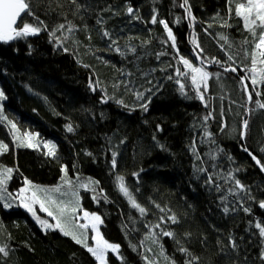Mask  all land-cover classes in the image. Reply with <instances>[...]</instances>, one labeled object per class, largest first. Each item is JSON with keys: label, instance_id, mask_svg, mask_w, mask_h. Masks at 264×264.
Listing matches in <instances>:
<instances>
[{"label": "trees", "instance_id": "16d2710c", "mask_svg": "<svg viewBox=\"0 0 264 264\" xmlns=\"http://www.w3.org/2000/svg\"><path fill=\"white\" fill-rule=\"evenodd\" d=\"M27 2L33 15L22 21L40 32L0 43L3 115L19 135L35 137L34 147L17 146L16 131L0 121V144L8 145L0 152V169H13L8 190L15 194L25 179L36 186L93 180L89 191H81V208L99 215L103 238L119 246L116 254H107L108 264H264V238L254 227L264 225L259 207L264 173L248 155L264 164V109L257 105L264 103V85L249 102L241 80L250 76L246 53L253 40L235 15L243 0L231 6L227 0H188L192 23L183 0ZM161 20L185 58L200 66L195 40L209 61L216 58L237 72L209 62L206 70L219 75L209 80L204 101L190 82L187 95L181 94L168 77L175 76L176 67L186 69ZM60 25L64 28L58 31ZM245 82L251 91L250 80ZM46 142L56 145L55 157L46 154ZM118 176L144 214L120 191ZM235 180L247 193L235 188ZM5 203L0 200V247L7 255L0 253V264H100L71 236L45 230L20 206ZM173 216L175 223L169 219ZM87 235L92 246L91 232Z\"/></svg>", "mask_w": 264, "mask_h": 264}, {"label": "snow or ice", "instance_id": "6c2138e0", "mask_svg": "<svg viewBox=\"0 0 264 264\" xmlns=\"http://www.w3.org/2000/svg\"><path fill=\"white\" fill-rule=\"evenodd\" d=\"M76 0H73V3H75ZM227 3L231 6L233 3V0H227ZM181 7L184 8L185 12L187 13V16L189 17V22L192 23L195 20V17L192 15L191 8L188 4V0H183ZM128 14L131 16L134 14L133 8L129 7L127 9ZM229 12H231V7H229ZM22 13H27L28 15H33L31 12L30 4L27 2V0H0V41L3 42H9L11 40L17 39V38H24L31 35H36L40 32V28L37 26H34L30 23L23 22L20 18ZM235 15L237 17H240L243 21V28L246 29L249 34L252 37L253 40V47L251 53H246V55H250V61H251V67L248 68V72L250 73V76H246L241 80V86L242 88L247 92V99L249 102L252 101L253 94L256 96L261 95L260 91L257 90L258 85H264V0H243V2H240L236 4L235 7ZM20 21L21 26L18 28L16 25ZM100 21H98L99 23ZM151 23L155 24L157 23L156 16L153 15L151 19ZM160 23L163 25V28L165 29L167 33L168 39L171 41V46L176 49V55L179 59V63L183 65V68L186 69V71H182L180 67L175 68V76L170 75L168 79H175V82L179 86V90L181 94L187 95L185 92L186 85L190 82L192 91H194L197 94V98L201 101H204L205 94L208 90V82L210 79L213 78V75H216L218 78L219 74H213L206 70L204 65L211 62L214 64H217L224 68L225 72L231 71L233 73L237 72V68L233 67L231 65L225 67L224 63L216 58H211L210 61L208 58L204 56V50L200 46L199 43H197L195 40L193 43L195 44V54L196 59L199 61V65L197 66L193 62H191L189 59L185 58L183 55L179 53V49L176 48V37L173 34L172 29L169 27L168 23L166 21L161 20ZM64 28V25H60L58 28L59 30H62ZM259 29V32L257 30ZM71 31V28L68 29ZM54 35V34H53ZM104 37H107L109 40H111V37L107 31L103 33ZM221 39H226L225 37H221ZM113 44L116 43V41H112ZM249 41L245 40L244 44H248ZM67 51V49H65ZM117 51L119 49L117 48ZM132 51H135V49H132ZM163 55V53H161ZM228 60L232 61V56H228ZM260 65L261 67H257V65ZM250 80L252 87V90L249 91V85L245 81ZM151 91V89H149ZM137 99H143L142 93H136ZM6 99L5 94L3 91H0V101H3ZM107 102V101H105ZM120 103H123L120 101ZM257 105L259 108L264 109V103L257 102ZM207 107V105H205ZM142 107L147 110V104H143ZM209 117H205V120H207ZM0 121H6L11 129H14L16 131V135L14 136V139L18 142L17 146H24V147H34L33 140L35 137L31 133H24L23 137L19 135V129H17L16 124L10 120H8V117L3 115V106L0 104ZM248 128V121L244 120L242 124V130H241V136L243 137L246 134V130ZM68 132H72L73 128L71 125L67 128ZM38 135V134H37ZM205 135H209L208 133H205ZM43 147L47 149V155L55 157V150L56 145L52 144L50 142L44 143ZM8 145L6 144H0V152L7 151ZM245 151L247 149L245 148ZM264 151V149H262ZM193 152H196L195 147H193ZM251 155V154H250ZM113 158L111 161L112 167L115 168L117 161L115 159L116 153L112 154ZM252 159L255 160L256 164L261 165L262 170H264V164H261L260 160H258L254 155L252 156ZM65 172V175L67 176V169H63ZM13 173L12 168H3L0 169V200H8V199H16L18 198L20 200V203L23 207L27 208L29 212L32 213V215L38 220L40 225L44 228H58L64 236H71V238L77 243L81 244L83 247L87 249L89 253H91L97 261L100 262V264H106V253L111 250L112 252H117L119 249L118 245L109 243L107 240L103 238L101 235L98 225L102 224L103 221L99 215L96 214H90L87 211L83 212V216L79 217V219L87 220V223H75V221L78 219L77 213L81 211L80 204H79V198L76 196V193L73 192L72 195L76 196L75 200H62L54 198L52 195H49V193H58L61 196L65 195L61 191L60 187L54 188V189H43L36 185H33L30 181L25 179V184L27 185L24 188H21L17 194H13L7 191V181L11 178V175ZM119 181V189L123 193L124 196L128 197L129 201L132 204L133 208H136L139 210L141 214L145 213V208L141 207L138 203H136L135 199L130 194L128 188L125 186L123 177H117ZM208 181L211 183L213 181V178L209 176ZM65 183L71 187V180H66ZM83 187H87V185H82ZM235 188L239 189L242 192L247 193V190L245 189L244 185L240 183L239 180H235ZM30 193V195H29ZM43 193V196L40 195ZM39 204L40 210L47 213L49 217H52L56 223L55 225L49 224L46 220L40 219L39 216L36 215V211L34 210V205ZM4 207H10V204L5 203ZM53 207L55 208V211H53ZM157 207H159L157 205ZM259 207L261 209H264V201L259 202ZM163 211V209H161ZM229 209L227 207L224 208V212H228ZM243 211L248 212V208H243ZM169 219L175 223L176 218L169 217ZM163 222V218H162ZM157 228L160 227V225H156ZM254 227L258 230V235L261 238H264V225H262L260 222L255 223ZM91 228V230L95 233L93 239L95 241V247L89 246L87 243L88 235L87 230ZM74 229H79V232L74 231ZM163 235L165 236H172L173 234L171 232H163ZM231 246L233 248H236L237 245L235 241H231ZM182 251L186 252V249H181ZM0 253L7 255V251L5 247H0ZM147 259V258H146ZM261 259H264V253L261 254ZM151 264V262H150ZM189 264H191V261H189Z\"/></svg>", "mask_w": 264, "mask_h": 264}, {"label": "rangeland", "instance_id": "374dc122", "mask_svg": "<svg viewBox=\"0 0 264 264\" xmlns=\"http://www.w3.org/2000/svg\"><path fill=\"white\" fill-rule=\"evenodd\" d=\"M257 67L259 68V67H261V66L258 64ZM36 137H37V136H36ZM37 139H39V138L37 137ZM37 139H36V140H37ZM39 144H40V140H37V145H36V146H39ZM34 145H35V144H34ZM10 180H11V179H8V181H7V185H8V183H9ZM70 180H71V184H72L71 187H69V186L65 183V181H64V182H60V184H59L58 186H39V185H38V187L43 188V189H54V188L60 187V188H61V191H62L63 193H65V195L61 196V195L58 194V193H49V195H52L54 198H57V199H62V200H75V199H76V196H78L81 211H79V212L77 213V217H78V219L75 221V223H87V222H88L87 220L79 219V217H82V216H83V212L86 211V210H83V208H81V200H82V197H81V191H84V192L89 191V189L91 188V187H90V184H91V182L94 183V181L91 180L90 183H87V182H85V181H83V180H81V181L74 180V179H70ZM82 185H87V187H83ZM26 186H27V185L24 184L21 188H24V187H26ZM21 188H20V189H21ZM20 189H19V190H20ZM19 190H17V191L15 192V194H17V193L19 192ZM7 191L10 192V193H12L11 191L8 190V188H7ZM73 192L76 193V196H73V195H72ZM29 195H30V193H29ZM40 195L43 196V193H41ZM9 200L12 202V204H11L10 206H15V207L20 206L22 209H24L25 211H27L28 213H30L31 216H32V218H33V220L36 221L37 224H38L39 226H41L40 223L38 222V220L32 215V213L29 212V211L27 210V208H25V207H23V206L21 205L20 200H19L18 198H16V199H9ZM4 201H5V200H4ZM5 202L8 203L7 200H6ZM33 207H34V210L36 211V215L39 216L40 219H42V220H46L49 224L55 225L56 221H55L52 217H49V216L47 215V213L41 211V210H40V206H39V204H35ZM53 211H55V208H54V207H53ZM87 212H88V211H87ZM88 213H89V212H88ZM90 214H91V213H90ZM93 214H94V213H93ZM101 225H102V224H99V225H98V228H99L100 233H101V228H100ZM41 227H42V226H41ZM42 228L45 229V230H51V229L59 230L58 228H55V227H53V228H44V227H42ZM74 231L77 232L78 229H74ZM87 231H90V232H91L90 237H91L92 242H93L92 247H95V241H94V239H93L95 233L91 230V228H89ZM101 235H102V234H101ZM118 250H119V249H118ZM110 252L113 253V254H116V253H117V252H112L111 250H109V251L106 253V256H107V254L110 253ZM105 258H106V257H105ZM99 263H100V262H99ZM106 264H108V263H107V260H106Z\"/></svg>", "mask_w": 264, "mask_h": 264}, {"label": "water", "instance_id": "95a60500", "mask_svg": "<svg viewBox=\"0 0 264 264\" xmlns=\"http://www.w3.org/2000/svg\"><path fill=\"white\" fill-rule=\"evenodd\" d=\"M27 13H22V15H21V20H23L22 18L26 15ZM187 16V15H186ZM188 17V16H187ZM19 24H20V21H18V23H17V27L19 26ZM15 40L16 39H14V40H11V41H9V42H3V41H0V43H5V44H8V45H10L11 43H14L15 42ZM193 54L195 55V58H196V54H195V51H193ZM246 94H247V92H246ZM245 136H243V138H244ZM251 153H248V155L250 156V157H252L253 155L251 154ZM254 163H255V165L257 166V168H259L260 169V171H262L263 173H264V170H262V168H261V166L260 165H258V164H256V162H255V160H254Z\"/></svg>", "mask_w": 264, "mask_h": 264}]
</instances>
